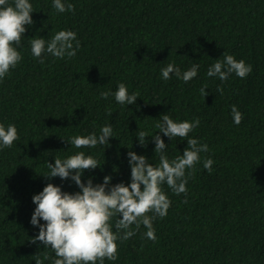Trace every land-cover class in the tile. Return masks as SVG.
<instances>
[{
	"label": "trees",
	"instance_id": "obj_1",
	"mask_svg": "<svg viewBox=\"0 0 264 264\" xmlns=\"http://www.w3.org/2000/svg\"><path fill=\"white\" fill-rule=\"evenodd\" d=\"M68 2L73 8L61 13L51 0H31L34 24L21 37L22 59L0 80V123L15 124L20 137L0 150V264H35L36 256L52 264V250L31 242L38 233L29 223L31 197L48 182L79 189L45 177L48 162L84 151L99 165L85 169L82 180L94 176L96 183L111 175L112 183H127L129 150L158 162L150 136L159 131L155 124L163 114L198 117L188 136L208 150L185 170L186 192L162 185L171 203L166 216L153 220L156 239L134 223L132 236L118 233L116 259L104 264H264V0ZM61 29L77 34L74 57L42 53L41 63L31 55L34 36L48 40ZM224 54L243 59L252 71L224 81L207 76ZM169 62L181 71L198 63L197 76L187 83L171 74L163 80L160 69ZM120 82L139 95L135 104L122 106L102 95ZM232 105L242 113L239 124L232 122ZM106 123L115 136L109 144L77 149L67 142L98 133ZM141 130L149 136L146 147L136 137ZM161 136L170 159L182 155L187 137ZM209 157L211 171L203 167ZM116 219L110 220L114 232Z\"/></svg>",
	"mask_w": 264,
	"mask_h": 264
},
{
	"label": "clouds",
	"instance_id": "obj_2",
	"mask_svg": "<svg viewBox=\"0 0 264 264\" xmlns=\"http://www.w3.org/2000/svg\"><path fill=\"white\" fill-rule=\"evenodd\" d=\"M57 12L70 11L73 5L68 0H51ZM31 0H0V80L9 73L10 68H15L22 59L18 50L21 37L26 31V26L34 24L31 13L33 12ZM76 32L71 29L56 31L48 40L43 36H34L28 43L31 55L44 62L42 53L50 54L55 58H71L80 47L76 39ZM75 44V46H74ZM199 64L193 63L186 70L169 62L160 69L163 80L175 76L185 83L197 76ZM252 71V66L243 59L237 60L231 54H224L223 60L217 59L207 70V76L218 77L221 81L229 75L235 74L240 78L246 77ZM206 86L200 92L205 97ZM218 92L223 89L217 87ZM102 95H112L120 105L135 104L136 92H129L123 82L117 84L116 90ZM139 107V106H137ZM232 122L239 124L242 113L236 105L231 106ZM200 124L198 117L191 120H178L168 114L160 116L155 128L159 131L152 134L154 154L158 155V162L153 164L145 154L129 150L126 155L130 168V177L127 183L120 181L112 183L111 175H104L102 180L94 183V176L82 180L85 169H95L99 164L97 159L84 151H76L66 157H54V163H47L48 171L43 175L47 178L59 177L61 181L74 183L78 191L69 192L62 190L60 184L46 183L42 190L32 195L35 205L29 223L38 228V233L31 239L32 243L39 241L43 247L50 248L54 253L52 264H104V259L115 260L117 255L118 233L123 230L127 239L133 235L130 228L134 223L139 227L143 224L146 231L144 236L155 240L153 220L159 216L167 215L170 199L162 190L166 184L174 193L186 192V169H192L199 161L201 152L208 150L206 143L189 137L188 134ZM170 140L187 137V146L182 155L169 158L166 154L167 144L161 136ZM47 136V135H46ZM115 137L111 123L100 127L99 132L88 135H76L67 138V142L75 148H93L96 145L109 144V138ZM137 139L142 147H146L148 134L141 130ZM15 124L0 123V150L11 147L14 141L19 140ZM213 160L209 157L203 161V167L211 171ZM151 212L152 215H146ZM114 232L110 220L117 217ZM43 221V223H41ZM44 260L49 259L47 253ZM35 264H42L39 256Z\"/></svg>",
	"mask_w": 264,
	"mask_h": 264
}]
</instances>
